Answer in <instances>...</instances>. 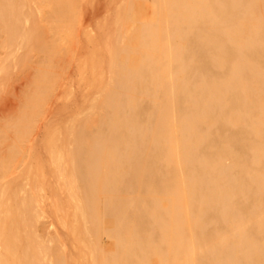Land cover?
<instances>
[{
    "label": "bare ground",
    "instance_id": "bare-ground-1",
    "mask_svg": "<svg viewBox=\"0 0 264 264\" xmlns=\"http://www.w3.org/2000/svg\"><path fill=\"white\" fill-rule=\"evenodd\" d=\"M151 1L117 45L114 101L97 94L85 105L92 120L114 107L105 128L85 139L79 117L68 128L64 158L86 182L76 222L112 240L94 251L98 236L91 247L83 234L88 262L264 264V0ZM33 11L25 0H0L5 41L19 56ZM53 138L58 145V131ZM21 219L36 238L24 206ZM0 222V264H19L20 227Z\"/></svg>",
    "mask_w": 264,
    "mask_h": 264
},
{
    "label": "rangeland",
    "instance_id": "rangeland-1",
    "mask_svg": "<svg viewBox=\"0 0 264 264\" xmlns=\"http://www.w3.org/2000/svg\"><path fill=\"white\" fill-rule=\"evenodd\" d=\"M25 1L34 10L33 37L25 55L8 46L6 28L0 24V217L20 227L19 264H89L91 251L87 255L84 249L87 243L94 246V234L98 236L94 251L99 244L107 250L112 240L107 232L88 231L85 220L76 222L74 209L86 182L75 177L72 160L64 158L73 147L68 128L77 117L87 128L77 134L82 139L96 137L105 128L114 107L105 104L92 120L93 109L85 105L97 94L114 101L110 90L115 87L118 93L121 86L110 72L111 64L123 63L117 45L133 27L132 14L144 16L152 1ZM44 76L40 88L37 83ZM21 121L28 124L22 127ZM57 131L58 145L53 138ZM57 150L60 156L64 152L62 158ZM22 206L35 218L33 240L21 219ZM4 237L0 222V249Z\"/></svg>",
    "mask_w": 264,
    "mask_h": 264
}]
</instances>
